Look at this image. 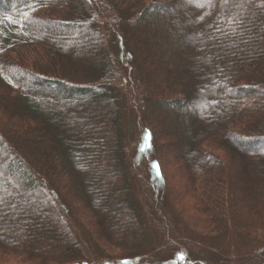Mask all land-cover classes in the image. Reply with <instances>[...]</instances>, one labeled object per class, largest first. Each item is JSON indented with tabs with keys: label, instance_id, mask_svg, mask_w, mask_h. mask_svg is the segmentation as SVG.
Segmentation results:
<instances>
[{
	"label": "trees",
	"instance_id": "16d2710c",
	"mask_svg": "<svg viewBox=\"0 0 264 264\" xmlns=\"http://www.w3.org/2000/svg\"><path fill=\"white\" fill-rule=\"evenodd\" d=\"M262 177L264 0H0V264H264Z\"/></svg>",
	"mask_w": 264,
	"mask_h": 264
},
{
	"label": "rangeland",
	"instance_id": "374dc122",
	"mask_svg": "<svg viewBox=\"0 0 264 264\" xmlns=\"http://www.w3.org/2000/svg\"><path fill=\"white\" fill-rule=\"evenodd\" d=\"M179 119V118H178ZM159 120H161V116L159 115ZM167 138H170V136H166ZM169 142H172L173 140H168ZM170 147H171V145H169ZM171 151V149H169V152ZM147 170H148V167L146 168ZM258 169V168H257ZM261 168H259V170H260ZM256 171H258V170H256ZM260 172V171H259ZM256 173H258V172H256ZM263 178V177H262ZM257 184L255 185L256 187L254 188V190L252 189V192L253 193H255V192H259L260 191V184H259V181L257 180V179H253ZM243 182H245V183H249V181L248 180H242ZM263 182H264V178H263ZM151 183H152V181H149V184L151 185ZM253 188V187H252ZM15 264H18V263H15Z\"/></svg>",
	"mask_w": 264,
	"mask_h": 264
},
{
	"label": "snow or ice",
	"instance_id": "6c2138e0",
	"mask_svg": "<svg viewBox=\"0 0 264 264\" xmlns=\"http://www.w3.org/2000/svg\"><path fill=\"white\" fill-rule=\"evenodd\" d=\"M124 264H127V262H124Z\"/></svg>",
	"mask_w": 264,
	"mask_h": 264
}]
</instances>
